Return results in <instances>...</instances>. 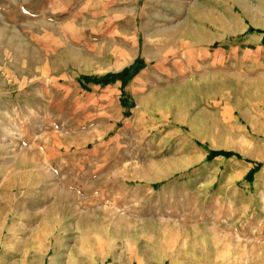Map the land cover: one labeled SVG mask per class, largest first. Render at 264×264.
<instances>
[{"label":"rangeland","instance_id":"obj_1","mask_svg":"<svg viewBox=\"0 0 264 264\" xmlns=\"http://www.w3.org/2000/svg\"><path fill=\"white\" fill-rule=\"evenodd\" d=\"M0 264H264V0H0Z\"/></svg>","mask_w":264,"mask_h":264}]
</instances>
